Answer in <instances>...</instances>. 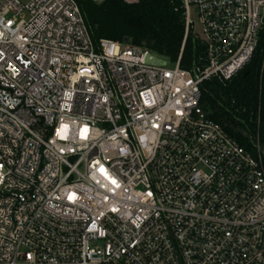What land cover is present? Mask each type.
Masks as SVG:
<instances>
[{
  "label": "built area",
  "instance_id": "obj_1",
  "mask_svg": "<svg viewBox=\"0 0 264 264\" xmlns=\"http://www.w3.org/2000/svg\"><path fill=\"white\" fill-rule=\"evenodd\" d=\"M182 3L190 69L94 39L79 0H0V264H264V149L198 113L264 0Z\"/></svg>",
  "mask_w": 264,
  "mask_h": 264
},
{
  "label": "trees",
  "instance_id": "obj_2",
  "mask_svg": "<svg viewBox=\"0 0 264 264\" xmlns=\"http://www.w3.org/2000/svg\"><path fill=\"white\" fill-rule=\"evenodd\" d=\"M94 39L107 38L146 47L171 61L182 52L181 66L200 64L203 46L189 35L185 40V9L182 0H79ZM184 44V47H183ZM183 49V50H182ZM264 29L251 61L230 81L207 80L200 110L223 126L229 135L251 152L258 138L264 149ZM258 119L260 123L258 124Z\"/></svg>",
  "mask_w": 264,
  "mask_h": 264
},
{
  "label": "rangeland",
  "instance_id": "obj_3",
  "mask_svg": "<svg viewBox=\"0 0 264 264\" xmlns=\"http://www.w3.org/2000/svg\"><path fill=\"white\" fill-rule=\"evenodd\" d=\"M94 2L100 4L103 0H93ZM127 2H138L139 0H125ZM190 17L192 22L194 23V36L198 37L199 39H203V27L199 19V13L197 7L192 5L190 8ZM258 139V138H257Z\"/></svg>",
  "mask_w": 264,
  "mask_h": 264
},
{
  "label": "water",
  "instance_id": "obj_4",
  "mask_svg": "<svg viewBox=\"0 0 264 264\" xmlns=\"http://www.w3.org/2000/svg\"><path fill=\"white\" fill-rule=\"evenodd\" d=\"M130 42V39H129V37H125L124 38V40H123V43H125V44H128ZM198 113L201 115V116H203L204 114H203V112L201 111V110H198ZM254 142H257V140L256 139H252Z\"/></svg>",
  "mask_w": 264,
  "mask_h": 264
}]
</instances>
